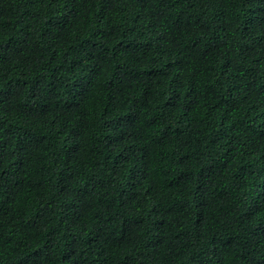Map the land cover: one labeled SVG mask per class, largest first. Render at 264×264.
Returning a JSON list of instances; mask_svg holds the SVG:
<instances>
[{
  "label": "trees",
  "instance_id": "16d2710c",
  "mask_svg": "<svg viewBox=\"0 0 264 264\" xmlns=\"http://www.w3.org/2000/svg\"><path fill=\"white\" fill-rule=\"evenodd\" d=\"M0 264H264V0H0Z\"/></svg>",
  "mask_w": 264,
  "mask_h": 264
}]
</instances>
